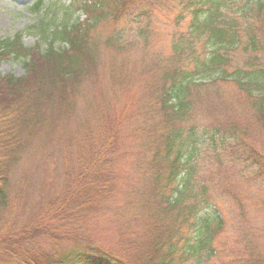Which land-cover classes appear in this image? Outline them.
I'll list each match as a JSON object with an SVG mask.
<instances>
[{
  "label": "trees",
  "instance_id": "1",
  "mask_svg": "<svg viewBox=\"0 0 264 264\" xmlns=\"http://www.w3.org/2000/svg\"><path fill=\"white\" fill-rule=\"evenodd\" d=\"M169 1V53L137 72L129 56L107 60L113 85L103 88L92 33L111 23L103 45L123 53L140 38L145 47L147 22L131 37L118 24L149 19L158 0L62 4L39 22L43 52L19 34L0 38V63L25 68L0 75V264H210L227 224L220 194L238 219L231 264H264V225L246 209L255 198L264 214V151L251 138L264 134V0ZM227 83L246 107L197 123L196 108L219 98L208 90ZM238 164L244 199L232 180ZM42 235L56 247H40Z\"/></svg>",
  "mask_w": 264,
  "mask_h": 264
},
{
  "label": "rangeland",
  "instance_id": "2",
  "mask_svg": "<svg viewBox=\"0 0 264 264\" xmlns=\"http://www.w3.org/2000/svg\"><path fill=\"white\" fill-rule=\"evenodd\" d=\"M36 1L37 0H0L1 39L12 38L14 35L19 34L21 42L24 46H38V49L43 52L46 49L47 44L40 37L38 28L40 20L44 18L43 20L44 22H46L50 14H52V12L62 4L66 6L69 3L73 2L74 7H76L84 0H43V4L40 10L38 12H35L33 6ZM175 10L176 9L172 7L169 0H158L157 5H155L151 12L150 18L142 19L140 24L132 25L130 22L121 20L118 25L120 29L122 27L125 29V37H131L130 35L134 34L135 26L139 25L140 27H145V23L147 22V32L149 39V43L144 47L143 41L140 38H134V40L132 41V45L127 46L126 50H124L123 53H115L111 47L103 45L104 38L113 27L111 23L103 22L95 29V31L92 33V36L94 35L98 41L99 60V67L98 69H96V72L98 80L100 81V84H102V88L110 86L112 84L111 81L107 79V74H105L104 71L103 64H105L107 60H119L121 58L129 56L131 64L136 65V67L131 68V70L137 72L140 71L139 63L141 62V60L145 59L144 62L147 63L156 55H167L169 53L171 34L176 30L171 21V17ZM72 17L73 19L82 20L84 18V15L80 10H78L73 12ZM181 28L184 29V27ZM54 47L56 49H60L65 47V44L63 42L57 41L54 44ZM238 58L241 59L240 54ZM24 72L25 68L23 59H9L0 63V75L12 74L16 77H20L24 75ZM85 91H87L86 88ZM214 91H218L217 94L219 95V98L216 97L212 99V108L205 109L204 107L206 104H201L196 108L195 115L197 116L196 119H198L197 123L201 124L203 122H216L217 120H221L223 118L222 116H220V112L222 113L226 109L229 111H231L232 109L234 111H237L236 109L238 108L246 107L244 103L245 101L238 99L239 94L232 84H220L218 87L208 90V92L210 93H213ZM83 104V97H80V99L78 100V112L82 111L81 105ZM136 105L137 104H133L131 110L136 109ZM251 134V138L256 141L257 145L260 146L264 151V134L260 136L254 134V131H251ZM134 146L135 144L133 145V147ZM127 148L129 147L127 146ZM211 168L215 169L216 167L213 166ZM235 169L237 173H235V177L232 180L238 181V195L240 194L242 196V199H244V189L248 188L247 185H249L245 181V179H243L244 175L246 174V170L243 165L239 164L235 167ZM38 177L39 174L35 169H33L32 176L30 177V180L32 181L31 183L38 182ZM240 179L243 180L242 184H240L239 182ZM125 189V186L122 184L120 186V194L118 192L120 201H123V199L125 198ZM221 192H223L222 189L220 190V193ZM220 195L218 197H214L226 212L227 224L225 231L217 238L215 242V246L218 249V252L214 259L211 260L210 264H231V260H235L240 257L237 253V239L240 236V232L237 229L238 219L234 214L233 209H231V207L226 203H229V201H225L226 195ZM250 200L251 201L246 202L248 218L256 225H264V214L258 210V203L256 202V199L250 198ZM136 228H140L139 223ZM35 240L38 242L39 246L44 247V249L56 247L54 240H52L48 235L36 237ZM72 245L73 243L71 240H63L62 242H60V246L63 249L66 248L67 250H69Z\"/></svg>",
  "mask_w": 264,
  "mask_h": 264
}]
</instances>
